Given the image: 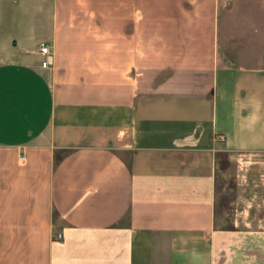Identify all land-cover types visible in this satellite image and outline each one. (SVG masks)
<instances>
[{"label": "crops", "instance_id": "obj_1", "mask_svg": "<svg viewBox=\"0 0 264 264\" xmlns=\"http://www.w3.org/2000/svg\"><path fill=\"white\" fill-rule=\"evenodd\" d=\"M65 1L0 0V264H264V0Z\"/></svg>", "mask_w": 264, "mask_h": 264}, {"label": "rangeland", "instance_id": "obj_2", "mask_svg": "<svg viewBox=\"0 0 264 264\" xmlns=\"http://www.w3.org/2000/svg\"><path fill=\"white\" fill-rule=\"evenodd\" d=\"M108 0H66L65 5L68 8H78V7H106L107 6ZM116 3L122 2L120 1H115ZM118 6V5H117ZM241 162H237L235 159L231 160L228 155H226L224 152H221L219 154V164L223 167L226 168L227 170V188L225 190L221 191V194L219 196V214H220V219L221 222L229 225L230 224V217L231 213L233 212V209L230 207V201L235 196L236 192V187L234 185V172L237 167L236 163H240L243 165V167H254L260 170L256 171V176L255 178L257 179L256 181H259L260 184H257L255 186V190H261L259 191V194H256L254 197L259 198V201H261V205L256 206L253 208V215L254 216H262L264 217V159L262 156L259 155H244L243 159H240ZM249 193L251 191H248ZM254 194V192L251 194V196ZM249 196V195H248ZM261 226H264V222L260 223Z\"/></svg>", "mask_w": 264, "mask_h": 264}, {"label": "built area", "instance_id": "obj_3", "mask_svg": "<svg viewBox=\"0 0 264 264\" xmlns=\"http://www.w3.org/2000/svg\"><path fill=\"white\" fill-rule=\"evenodd\" d=\"M41 55L43 56L41 59V65L46 67L49 65V56L51 54V46L49 43L42 41L40 43V49H39Z\"/></svg>", "mask_w": 264, "mask_h": 264}]
</instances>
